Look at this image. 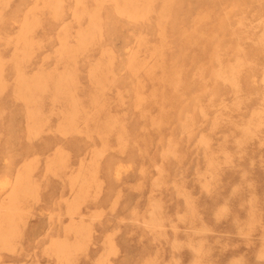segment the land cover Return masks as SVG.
Returning <instances> with one entry per match:
<instances>
[{
	"label": "rangeland",
	"instance_id": "obj_1",
	"mask_svg": "<svg viewBox=\"0 0 264 264\" xmlns=\"http://www.w3.org/2000/svg\"><path fill=\"white\" fill-rule=\"evenodd\" d=\"M0 264H264V0H0Z\"/></svg>",
	"mask_w": 264,
	"mask_h": 264
},
{
	"label": "crops",
	"instance_id": "obj_2",
	"mask_svg": "<svg viewBox=\"0 0 264 264\" xmlns=\"http://www.w3.org/2000/svg\"><path fill=\"white\" fill-rule=\"evenodd\" d=\"M207 2L209 4H211L212 3V0H207ZM177 27H178V25L174 21V15L171 14L170 12H167L165 14V16H164V25L162 27L165 30L166 37H167L166 38V41L167 42H170L171 43V41H172L173 38L171 37V35H169V32L172 34L173 31H175L177 29ZM198 28H199V21L197 22L196 32H195V35H194V37H195L196 40H198L197 39L198 38V30H199Z\"/></svg>",
	"mask_w": 264,
	"mask_h": 264
}]
</instances>
